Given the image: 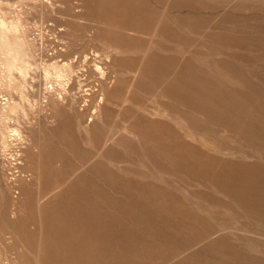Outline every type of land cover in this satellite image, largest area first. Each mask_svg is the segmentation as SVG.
I'll use <instances>...</instances> for the list:
<instances>
[{"label":"rangeland","instance_id":"374dc122","mask_svg":"<svg viewBox=\"0 0 264 264\" xmlns=\"http://www.w3.org/2000/svg\"><path fill=\"white\" fill-rule=\"evenodd\" d=\"M263 114L264 0H0V264H264Z\"/></svg>","mask_w":264,"mask_h":264},{"label":"bare ground","instance_id":"6f19581e","mask_svg":"<svg viewBox=\"0 0 264 264\" xmlns=\"http://www.w3.org/2000/svg\"><path fill=\"white\" fill-rule=\"evenodd\" d=\"M224 50H225V49H224ZM191 65H192V64H191ZM192 66H194V65H192ZM227 66H228V65H227ZM227 66H226L225 68H227ZM197 67H198V66H197ZM191 68H192V67H191ZM107 69H108V68H107ZM193 69H194V67L192 68V70H193ZM222 69H223V67H222ZM109 70H110V69H109ZM186 70H187V69H186ZM190 70H191V69H190ZM197 70H198V69H197ZM202 71H203V70H202ZM221 71L223 72V70H221ZM106 72H107V71H106ZM187 72H188V71H187ZM192 72H193V71H192ZM195 72H197V71H195ZM216 72H217V71H216ZM228 72H229V71H228ZM184 73H186V72H184ZM189 73H190V71H189ZM189 73H188V77H189V76L191 77V75H189ZM193 73H194V72H193ZM198 73H199V72H197V74H198ZM200 73H201V70H200ZM220 73H221V72H220ZM224 73H226V72L224 71ZM106 74H107V73H106ZM180 74H181V73H180ZM202 74H203V73H202ZM222 74H223V73H222ZM192 75H193V74H192ZM219 75H220V74H219ZM196 76H197V75H196ZM196 76L194 75V77H196ZM198 76H199V75H198ZM205 76L208 77V74L205 75ZM217 76H218V75H217ZM226 76H227V75H226ZM186 77H187V76H186ZM194 77H193V78H194ZM201 77H202V76H201ZM203 77H204V76H203ZM209 77H211V76L209 75ZM219 77H221V76H219ZM219 77H218V78H219ZM223 77H225V76H223ZM193 78H192V79H193ZM199 78H200V77H199ZM215 78H216V77H215ZM227 78H228V76H227ZM186 79H187V78H186ZM195 79H196V78H195ZM204 79H205V77H204ZM206 79H207V78H206ZM206 79H205V81H206ZM190 80H191V79H190ZM201 80H202V79H201ZM201 80H200V82H201ZM191 81H192V80H191ZM193 81H194V80H193ZM198 81H199V79H198ZM202 81L205 82L204 80H202ZM200 82H199V83H200ZM189 83H190V82H189ZM193 83H194V82H193ZM205 84H207V83H205ZM205 84H204V85H205ZM209 84L211 85L210 79H209ZM218 84H220V83H218ZM262 84H263V83H262ZM183 85H184V84H183ZM183 85H181V86H183ZM191 85H192V83H191ZM199 85L201 86L202 84H199ZM258 85H259V84H258ZM181 86H180V87H181ZM189 86H190V84H189ZM195 86L197 87V85H195ZM205 86H206V85H205ZM207 86H209V85H207ZM185 87H187L186 84H185ZM190 87H191V86H190ZM192 87H193V86H192ZM192 87H191V88H192ZM196 87H195V89H196ZM210 87H211V86H210ZM188 88H189V87H188ZM199 88H200V87H198V89H199ZM184 89H185V88H184ZM193 89H194V87H193ZM195 89H194V90H195ZM203 89H204V88H203ZM205 89H206V88H205ZM210 89H211V88H210ZM89 90L91 91L90 93H93V91H92L93 89L90 88ZM194 90H193V91H194ZM199 90H201V89H199ZM207 90H208V89H207ZM216 90H218V89H216ZM179 91H180V90H179ZM181 91H182V90H181ZM181 91H180V92H181ZM195 91H196V90H195ZM212 91H213V89H212ZM218 91H219V90H218ZM105 92H106V91H105ZM198 92H199V91H198ZM205 92H206V91H205ZM209 92H210V91H209ZM259 92H260V91H259ZM116 93H118V92H116ZM123 93H124V92H123ZM125 93H126V91H125ZM207 93H208V91H207ZM218 93H219V92H217V93L215 92V94H218ZM257 93H258V92H257ZM118 94H119V93H118ZM191 94H192V93H191ZM193 94H194V93H193ZM199 94H202V93L200 92ZM211 94H212V93L210 92V95H211ZM223 94H225V92H224ZM226 94H227V93H226ZM241 94H242V93H241ZM260 94H261V93H260ZM112 95H113V94H112ZM123 95H124V94H123ZM188 95H189V94H187L186 98L189 97ZM206 95H207V94H206ZM221 95H222V93H221ZM228 95H230V94H228ZM242 95H243V94H242ZM105 96H106V95H105ZM109 96H110V94H109V95L107 94V96H106L107 99H108V98H111V97H109ZM124 96H125V95H124ZM129 96H130V95H129ZM131 96H132V95H131ZM197 96H198V95H197ZM197 96H196V97H197ZM201 96H202V95H201ZM201 96H200V97H201ZM203 96H204V95H203ZM219 96H220V95H219ZM114 97H116V96H114ZM114 97H113V99H114ZM117 97H119V96H117ZM132 97H133V96H132ZM194 97H195V96H194ZM198 97H199V96H198ZM207 97H208V96H207ZM213 97H214V99H215V96H213ZM213 97H212V98H213ZM222 97H224V98L226 97V99H227V96H226V95H225V96L222 95ZM228 97H230V96H228ZM233 97H234V96H233ZM233 97H230V100H231V98H233ZM129 98H130V97H129ZM129 98H128V99H129ZM182 98H183V97H182ZM201 98H204V97H201ZM201 98H200V99H201ZM216 98H217V97H216ZM245 98H246V97H245ZM183 99H184V98H183ZM187 99H188V98H187ZM191 99H192V98H191ZM191 99H189V100H191ZM237 99H238V98H237ZM241 99H242V98H241ZM243 99H244V98H243ZM246 99H247V98H246ZM251 99H252V98H251ZM130 100H131V99H130ZM134 100H135V99H134ZM181 100H182V99H181ZM193 100H194V98H193ZM195 100H196V99H195ZM202 100H203V99H202ZM205 100H206V99H205ZM208 100H210V99H208ZM215 100H216V99H215ZM248 100H250V99L248 98ZM253 100H254V99H253ZM179 101H180V100H179ZM182 101H183V100H182ZM191 101H192V100H191ZM211 101H212V100H211ZM223 101H224V100H223ZM231 101H232V100H231ZM231 101H230V102H231ZM239 101H240V100H239ZM250 101H251V100H250ZM102 102H103V101H102ZM126 102H127V104H128V101H126ZM131 102L133 103V101H130L129 103H131ZM136 102H137V101H136ZM199 102H201V101H199ZM209 102H210V101H209ZM216 102H217V100L214 101L212 104H215ZM221 102H222V101H221ZM240 102H242V101H240ZM243 102H244V101H243ZM114 103H115V100H114ZM114 103H113V104H114ZM116 103H117V101H116ZM189 103H190V101H189ZM192 103H193V102H192ZM192 103H191V104H192ZM195 103H197V105H198L197 100H196ZM195 103H194V104H195ZM210 103H211V102H210ZM218 103H219V101H218ZM227 103H228V102H227ZM237 103H238V102H237ZM249 103H250V102H249ZM251 103H252V101H251ZM204 104H205V103H204ZM216 104H217V103H216ZM222 104H223V103H222ZM228 104H229V103H228ZM232 104H233V103H232ZM242 104H244V103H242ZM253 104H254V103H253ZM255 104H256V103H255ZM100 105H101V102H100ZM197 105H196V106H197ZM208 105L210 106V104H208ZM218 105H219V104H218ZM225 105H226V104H225ZM225 105H224V106H225ZM229 105H230V104H229ZM234 105H235V104H234ZM109 106H110V105H109ZM119 106H120V105H119ZM193 106H194V105H193ZM198 106H200V105H198ZM203 106H204V105H201V108H202ZM211 106H213V105H211ZM214 106H215V105H214ZM221 106H222V105H221ZM245 106H246V105H245ZM254 106L256 107V109H255L254 107H253V109H255V113H256L257 106H256V105H254ZM204 107H205V106H204ZM206 107H207V104H206ZM231 107H232V106L230 105V108H231ZM106 108H107V107H106ZM192 108H193V110L197 109V108L194 109V107H192ZM209 108H210V107H209ZM223 108H224V107H223ZM225 108H226V107H225ZM230 108H229V109H230ZM233 108H234V106H233ZM241 108H243V107L241 106ZM246 108H247V107H246ZM248 108H249V106H248ZM170 109H171V107H170ZM220 109H221V108H220ZM253 109H251V110H253ZM164 110H165V109H164ZM167 110H168V109H167ZM205 110L208 111V109H205ZM226 110H227V108H226ZM197 111H198V110H197ZM200 111H201V109H200ZM200 111H199V112H200ZM202 111H203V108H202ZM209 111H210V109H209ZM209 111H208V112H209ZM211 111H212V110H211ZM214 111H215V110H214ZM214 111H213V113H214ZM222 111H223V110H222ZM228 111H229V110H228ZM230 111H231V109H230ZM234 111H236V110H234ZM237 111H238V110H237ZM240 111H241V110H240ZM242 111H243V109H242ZM246 111H247V109H246ZM246 111H245V112H246ZM253 111H254V110H253ZM164 112H165V111H164ZM170 112H171V111H170ZM170 112H169V114H170ZM208 112H207V115L209 114ZM218 112L220 113L221 111L218 110ZM232 112H233V110H232ZM247 112H248V111H247ZM249 112H250V111H249ZM175 113H176V112H175ZM175 113H174V114H175ZM202 113H203V112H202ZM250 113H251V112H250ZM169 114H168V115H169ZM177 114H178V112H177ZM177 114H176V115H177ZM203 114H204V113H203ZM215 114H216V113H215ZM223 114H225V113H223ZM232 114H233V113H232ZM235 114H236V113H235ZM200 115H201V114H200ZM218 115H219V114H218ZM221 115H222V114H221ZM242 115L244 116L243 113H242ZM247 115H248V113H247ZM252 115H253V114H252ZM263 115H264V114H263ZM177 116H178V115H177ZM180 116H181V115H180ZM180 116H179V118H181ZM211 116H212V115H210V117H211ZM216 116H217V114H216ZM216 116H215V117H216ZM248 116H249V115H248ZM256 116H257V115H256ZM212 117H213V116H212ZM215 117H214V118H215ZM218 117H219V116H218ZM221 117H222V116H221ZM228 117H229V116H228ZM230 117H232V116H230ZM252 117H253V116H252ZM257 117H258V116H257ZM184 118H185V117H184ZM225 118H226V117H225ZM233 118H234V117H233ZM235 118H236V117H235ZM254 118H255V116H254ZM182 119H183V118H182ZM219 119H220V118H219ZM230 119H231V118H230ZM243 119H244V118H243ZM124 120H125V119H124ZM155 120H156V119H155ZM223 120H224V119H223ZM235 120H237V119H235ZM240 120H242V119H240ZM240 120H239V121H240ZM256 120H257V119H256ZM94 121H95V120H94ZM126 121H127V120H126ZM230 121H231V120H230ZM244 121H246V120L244 119ZM252 121H253V119H252ZM195 122H196V121H195ZM213 122H214V121H213ZM236 122H237V121H236ZM248 122H251V121L249 120ZM255 122H256V121H255ZM182 123H183V122H182ZM194 124H195V123H194ZM196 124H197V123H196ZM230 124H231V123H230ZM244 124H245V122H244ZM253 124H255V123L253 122ZM90 125H91V124H90ZM191 125H192V124H190V126H191ZM197 125L199 126V124H197ZM227 125H228V124H227ZM238 125H240V124H238ZM246 125H248V124H246ZM193 126H194V125H193ZM200 126H201V124H200ZM225 126H226V125H225ZM191 127H192V126H191ZM207 127H208V126H207ZM222 127H223V126H222ZM222 127H220V130L223 129ZM229 127H230V126H228L226 129H228ZM241 127H244V126L242 125ZM247 127H249V126H247ZM251 127H252V126H251ZM258 127H259V126H258ZM144 128H145V127H144ZM170 128H171V127H170ZM199 128H200V127H199ZM204 128H206V127H204ZM209 128H210V127H209ZM209 128H207V129H209ZM252 128H254V127H252ZM200 129H201V128H200ZM202 129H203V127H202ZM224 129H225V128H224ZM243 129H244V128H243ZM193 130H194V129H193ZM193 130H192V131H193ZM233 130H235V127L233 128ZM186 131H187V130H186ZM189 131H190V129H189ZM196 131H197V130H196ZM199 131H200V130H199ZM204 131H206V130H204ZM204 131H203V132H204ZM208 131H209V130H208ZM208 131H207V132H208ZM214 131H215V130H214ZM218 131H219V129H218ZM228 131H229V130H228ZM247 131H249V130H247ZM134 132H135V131H134ZM134 132H133V133H134ZM200 132H201V131H200ZM219 132H220V131H219ZM230 132H231V131H230ZM232 132H233V131H232ZM241 132H243V131H241ZM244 132H245V131H244ZM244 132H243V133H244ZM245 133H246V132H245ZM245 133H244V134H245ZM165 134H166V133H165ZM170 134H171V133H170ZM214 134H215V133H214ZM216 134H217V133H216ZM216 134H215V135H216ZM227 134H228V133H226V135H227ZM229 134H230V133H229ZM240 134H242V133H240ZM253 134H254V133H253ZM133 135H134V134H133ZM191 135L194 136L193 134H191ZM211 135H212V134H211ZM246 135H247V133H246ZM249 135H250V134H249ZM249 135H248V136H249ZM166 136H167V135H166ZM172 136H173V135H172ZM176 136H177V135H176ZM234 136H235V135H234ZM167 137H168V136H167ZM170 137H171V136H170ZM196 137H198V136H196ZM232 137H233V136H232ZM236 137H237V136H236ZM245 137H246V136H245ZM174 138H175V137H174ZM243 138H244V137H243ZM248 138H249V137H248ZM195 139H196V138H195ZM206 139H207V138H206ZM214 139H215V138H214ZM234 139H235V138H234ZM234 139H233V141H234ZM109 140H110V139H109ZM210 140H212V139H210ZM221 140H222V139H221ZM235 140H236V139H235ZM261 140H262V139H261ZM196 141H197V140H196ZM208 141H209V140H208ZM222 141H223V140H222ZM245 141H246V140H245ZM204 142H205V141H204ZM219 142H220V140H219ZM224 142H226V141H224ZM182 143H183V142H181V144H182ZM227 143H228V141H227ZM263 143H264V142H263ZM203 144L205 145V143H203ZM229 144H231V143H229ZM238 144H239V143H238ZM260 144H261V143H260ZM260 144H259V145H260ZM173 145H174V144H173ZM214 145H216V144H214ZM219 145H220V144H219ZM226 145H227V144H226ZM243 145H244V144H243ZM245 145H246V144H245ZM176 146H177V145H176ZM176 146H175V149H176ZM178 146H179V145H178ZM201 146H202V145H201ZM210 146H211V145H210ZM229 146H231V145H228V147H229ZM247 146H248V144H247ZM260 146H261V145H260ZM204 147H205V146H204ZM211 147H212V146H211ZM233 147L235 148V145H234ZM240 147H241V149H244L241 145H240ZM263 147H264V146H263ZM181 148H182V147H181ZM231 148H232V147H231ZM238 148H239V147H237V149H238ZM227 149H228V148H227ZM229 149H230V148H229ZM237 149H236V150H237ZM248 149H249V148H248ZM255 149H256V148H255ZM260 149H261V147H260ZM182 150H183V149H182ZM182 150H181V151H182ZM220 150H221V149H220ZM232 150H233V149H231V151H232ZM244 150H245V149H244ZM244 150H243V151H244ZM249 150H250V149H249ZM261 150H262V149H261ZM172 151H173V150H172ZM181 151H179L180 154L183 153V152H181ZM187 151H189V150L187 149ZM226 151H227V150H226ZM237 151H241V150H237ZM237 151H235V152H237ZM257 151H259V150H257ZM179 152L177 151V153H179ZM189 152H190V151H189ZM232 152H233V151H232ZM247 152H249V151H247ZM247 152H246V153H247ZM173 153H175V152L173 151ZM230 153H231V152H230ZM257 153L259 154V152H257ZM162 154H163V153H162ZM184 154H185V153H184ZM188 154H189V153H188ZM188 154H186V155L188 156ZM251 154H253V153L251 152ZM172 155H173V154H172ZM235 155H236V154H235ZM239 155H240V154H239ZM249 155H250V154H249ZM249 155H248V156H249ZM191 156H192V154H191ZM237 156H238V155H237ZM200 158H201V157H200ZM190 159H191V158H190ZM205 160H206V159H205ZM108 161H109V160H108ZM199 161H200V160H198V162H199ZM203 161H204V160H203ZM201 162H202V161H201ZM210 162H211V161H210ZM213 162H214V161H213ZM234 162H235V161H234ZM202 163L205 164V163H207V162H202ZM202 163H201V164H202ZM216 163H218V162H216ZM210 164L212 165V163H210ZM210 164H209V165H210ZM231 164H233V162H231ZM211 165H210V166H211ZM213 165H214V164H213ZM222 165H223V164H222ZM239 165H240V163H239ZM246 165H247V164H246ZM204 166H205V165H204ZM206 166H207V165H206ZM214 166H216V165H214ZM214 166H212L211 168H213ZM220 166H221V165H220ZM232 166H234V165H232ZM200 167H201V165H200ZM217 167H218V166H217ZM217 167H216V168H217ZM221 167H224V168H225V166H221ZM226 167H227V166H226ZM244 167H245V166H244ZM247 167H248V166H247ZM230 168H231V167H230ZM234 168H235V166H234ZM251 168H252V166H251ZM199 169H200V168H199ZM199 169H198V170H199ZM218 169H220V168H218ZM218 169H216V170H218ZM221 169H223V168H221ZM232 169H233V168H231V170H232ZM247 169H248V168H247ZM249 169H250V168H249ZM254 169H255V167L253 168V170H254ZM262 169L264 170V168H262ZM202 170H203V169H202ZM213 170L215 171V169H213ZM223 170H224V169H223ZM225 170H226V169H225ZM242 170H243V169L241 168L240 171H242ZM253 170H252V171H253ZM219 171H220V170H219ZM221 171H222V170H221ZM227 171H229V170H227ZM240 171H238V172L240 173ZM246 171H247V170H246ZM217 172H218V171H217ZM222 172H223V171H222ZM225 172H226V171H225ZM235 172H236V168H235ZM238 172H237V173H238ZM248 172H249V171H248ZM253 172H255V171H253ZM215 173H216V172H215ZM218 173H219V172H218ZM226 173H228V172H226ZM226 173H225V174H226ZM232 173H233L234 176H235V173H234V172H232ZM242 173H243V172H241V176H242ZM262 173H263V171H262ZM220 174H221V173H220ZM223 174H224V173H223ZM223 174H222V176H223ZM243 174H245V173H243ZM247 174H248V173H247ZM249 174H250V173H249ZM226 175H228V174H226ZM231 175H232V174H231ZM231 175H230V176H231ZM238 175H239V174H238ZM238 175H237V176H238ZM260 175H261V174H260ZM230 176H227V177H230ZM241 176H240L239 178H241ZM258 176H259V175H258ZM258 176H257V177H258ZM261 176H262V175H261ZM231 177H232V176H231ZM231 177H230V178H231ZM242 177H243V176H242ZM244 177H245V175H244ZM219 178H220V177H219ZM247 178H249V177H247ZM254 178H255V177H254ZM242 179H243V178H242ZM245 179H246V178H245ZM261 179H263V178H261ZM233 180H234V179H233ZM246 180H248V179H246ZM253 180H254V179H253ZM263 180H264V179H263ZM228 181H229V179H228ZM228 181H226V182L224 181V182L227 183ZM239 181H241V180L239 179ZM255 181H257V180H255ZM259 181H260V180H259ZM241 182H242V181H241ZM244 182H248V181H244ZM251 182H252V181H251ZM263 182H264V181H263ZM232 183H233V182H232ZM235 183H236V180H235ZM235 183H234V184H235ZM140 184H141V183H140ZM230 184H231V183H230ZM262 184H263V183H262ZM231 185H233V184H231ZM245 185H248V184H245ZM229 186H230V185H229ZM229 186H228V187H229ZM238 186H240V185H238ZM251 186H252V185H251ZM251 186H248V188L251 187ZM256 186H257V185H256ZM262 186H263V185H262ZM231 187H232L231 189H233L234 186H231ZM257 187H258V186H257ZM259 187H260V186H259ZM229 188H230V187H229ZM263 188H264V186H263ZM151 189H152V188H151ZM225 189H226V188H225ZM245 189H246V187H245ZM249 189H250V188H249ZM252 189H254V188H252ZM252 189H251V190H252ZM223 190H224V189H223ZM260 190H261V189H260ZM260 190H259V191H260ZM151 191H152V190H151ZM154 191H155V190H154ZM230 191H231V190H230ZM230 191H229V193H231ZM234 191H235V193L237 194V190H235V188H234ZM255 191H256V190H255ZM261 191H262V190H261ZM245 192H246V191H245ZM249 192H251V191H249ZM263 192H264V190H263ZM263 192H262V193H263ZM227 193H228V192H227ZM235 193H234V194H235ZM241 193H242V192H241ZM241 193H240V194H241ZM243 193H244V192H243ZM246 193H248V192H246ZM255 193H256V192H255ZM154 194H155V193H154ZM232 194H233V193H232ZM234 194H233V195H234ZM236 194H235V195H236ZM248 194H250V193H248ZM135 195H136V194H135ZM151 195H152V194H151ZM238 195H239V194H238ZM241 195H242V194H241ZM253 195H254V194H253ZM253 195H252V197H253ZM255 195H256V194H255ZM155 196H156V194H155ZM243 196H245V195L243 194ZM152 197H153V196H152ZM245 197H246V196H245ZM249 197H250V196H249ZM255 197H256V198H259V197H257V196H254L253 198H255ZM238 198H241V196L238 197ZM243 199H244V198H243ZM246 199H247V198H246ZM250 199H251V198H250ZM159 200H160V198H159ZM241 200H242V199H241ZM254 200H255V199H254ZM256 200H258V199H256ZM256 200H255V201H256ZM157 201H158V200H157ZM237 201H238V199H237ZM154 202H155V201H154ZM154 202H153V203H154ZM160 202H161V200H160ZM242 202H243V200H242ZM244 202H246V200H245ZM252 202H253V201H252ZM257 202H259V201H257ZM151 203H152V201H151ZM151 203H150V204H151ZM155 203H156V202H155ZM253 203H255V202H253ZM150 204L148 203V205H150ZM240 204H241V201H240ZM245 204H246V203H245ZM250 204H251V203L248 202V206H249ZM258 204H259V203H258ZM153 205H154V204H153ZM157 205H158V204H157ZM155 206H156V205H154V207H155ZM166 206H167V205H166ZM242 206H243V205H242ZM246 206H247V205H246ZM252 206H253V205H252ZM169 207H170V206H169ZM249 207H250V206H249ZM249 207H248V208H249ZM150 208H151V207H150ZM184 209H185V208H184ZM153 210H154V209H153ZM156 210H157V209H156ZM156 210H155V212H156ZM149 212H150V211H149ZM157 212H158V211H157ZM158 214H159V213H158ZM106 215H107V214H106ZM150 215H151V214H150ZM263 215H264V214H263ZM175 216H176V215H175ZM128 219H129V218H128ZM195 219H197V218H195ZM198 220H199V219H198ZM155 221H156V220H155ZM172 225H173V224H172ZM174 229H175V228H174Z\"/></svg>","mask_w":264,"mask_h":264},{"label":"clouds","instance_id":"9594fccd","mask_svg":"<svg viewBox=\"0 0 264 264\" xmlns=\"http://www.w3.org/2000/svg\"><path fill=\"white\" fill-rule=\"evenodd\" d=\"M7 7H9V8H16L17 6L16 5H14V4H9V5H7ZM3 15H8V13H3ZM17 23H19V21H17ZM17 71L19 70V69H16Z\"/></svg>","mask_w":264,"mask_h":264}]
</instances>
